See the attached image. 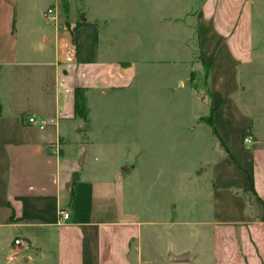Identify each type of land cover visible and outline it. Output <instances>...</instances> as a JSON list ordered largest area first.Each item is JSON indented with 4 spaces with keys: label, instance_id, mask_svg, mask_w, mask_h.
I'll return each mask as SVG.
<instances>
[{
    "label": "crops",
    "instance_id": "0c3cea01",
    "mask_svg": "<svg viewBox=\"0 0 264 264\" xmlns=\"http://www.w3.org/2000/svg\"><path fill=\"white\" fill-rule=\"evenodd\" d=\"M236 1L205 0L197 12L206 123L223 148L201 219L150 222L127 197L136 165L116 156L123 129L103 134L101 99L112 94L114 112H133L121 106L136 95L139 62L151 61L135 59L132 40L113 37L101 15L32 33L21 0H0V264H264V93L253 80L262 60ZM183 255L190 259L171 261Z\"/></svg>",
    "mask_w": 264,
    "mask_h": 264
},
{
    "label": "rangeland",
    "instance_id": "374dc122",
    "mask_svg": "<svg viewBox=\"0 0 264 264\" xmlns=\"http://www.w3.org/2000/svg\"><path fill=\"white\" fill-rule=\"evenodd\" d=\"M204 1L21 0L27 31L101 15L113 37L132 40L135 59L151 61L148 67L139 62L136 95L121 106L133 112H114L112 94L101 99V122L107 124L102 132L123 129L126 141L115 148L116 156L136 165L127 177V197L132 196L141 218L150 222H198L211 186V164L223 150L206 123L208 63L199 50L197 25ZM234 5L248 10L252 57L262 60L253 80L255 91L263 94L264 0H239ZM49 6H56L55 22L41 15ZM181 80L185 87L177 86ZM145 130L146 140L139 138L132 145L130 134H145Z\"/></svg>",
    "mask_w": 264,
    "mask_h": 264
},
{
    "label": "built area",
    "instance_id": "2783aa9c",
    "mask_svg": "<svg viewBox=\"0 0 264 264\" xmlns=\"http://www.w3.org/2000/svg\"><path fill=\"white\" fill-rule=\"evenodd\" d=\"M41 15H42L43 19L50 21V22H55L56 18H57L56 6L47 7L46 9H44L42 11ZM27 121L30 124L38 125L39 128H43L45 125V120L42 118H37L36 116L28 117ZM242 142L245 145V147L249 148L250 145L252 144L251 135L248 133L244 134V136L242 138ZM58 213L63 219H68V217H69V213L65 209H60ZM20 241H21L20 238L14 239L15 244H19Z\"/></svg>",
    "mask_w": 264,
    "mask_h": 264
},
{
    "label": "trees",
    "instance_id": "16d2710c",
    "mask_svg": "<svg viewBox=\"0 0 264 264\" xmlns=\"http://www.w3.org/2000/svg\"><path fill=\"white\" fill-rule=\"evenodd\" d=\"M76 107H77V111H79L80 113H84V103H83V96L82 93L80 91H76ZM210 117H211V112H209L208 116H207V123L210 124Z\"/></svg>",
    "mask_w": 264,
    "mask_h": 264
},
{
    "label": "water",
    "instance_id": "95a60500",
    "mask_svg": "<svg viewBox=\"0 0 264 264\" xmlns=\"http://www.w3.org/2000/svg\"><path fill=\"white\" fill-rule=\"evenodd\" d=\"M189 259H190L189 256L183 255V256H180V257L171 258V261H187Z\"/></svg>",
    "mask_w": 264,
    "mask_h": 264
}]
</instances>
